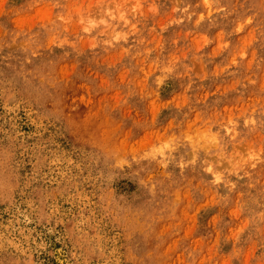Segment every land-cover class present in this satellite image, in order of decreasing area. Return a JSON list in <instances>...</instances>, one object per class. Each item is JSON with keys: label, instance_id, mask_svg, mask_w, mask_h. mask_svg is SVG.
Listing matches in <instances>:
<instances>
[{"label": "rangeland", "instance_id": "rangeland-1", "mask_svg": "<svg viewBox=\"0 0 264 264\" xmlns=\"http://www.w3.org/2000/svg\"><path fill=\"white\" fill-rule=\"evenodd\" d=\"M0 264H264V0H0Z\"/></svg>", "mask_w": 264, "mask_h": 264}]
</instances>
